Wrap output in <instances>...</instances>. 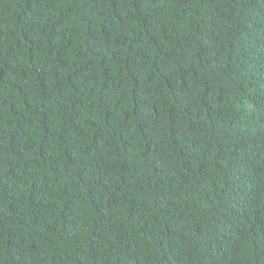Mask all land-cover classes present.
Instances as JSON below:
<instances>
[{
	"label": "trees",
	"instance_id": "1",
	"mask_svg": "<svg viewBox=\"0 0 264 264\" xmlns=\"http://www.w3.org/2000/svg\"><path fill=\"white\" fill-rule=\"evenodd\" d=\"M0 264H264V0H0Z\"/></svg>",
	"mask_w": 264,
	"mask_h": 264
}]
</instances>
